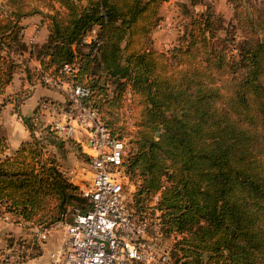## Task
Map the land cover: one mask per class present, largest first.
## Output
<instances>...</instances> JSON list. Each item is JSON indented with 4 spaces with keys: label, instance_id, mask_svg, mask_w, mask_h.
I'll return each instance as SVG.
<instances>
[{
    "label": "trees",
    "instance_id": "16d2710c",
    "mask_svg": "<svg viewBox=\"0 0 264 264\" xmlns=\"http://www.w3.org/2000/svg\"><path fill=\"white\" fill-rule=\"evenodd\" d=\"M4 1L9 10L0 19V48L5 53L0 57V95L17 67L8 55L21 46L19 22L40 14L34 7L23 9L26 0ZM49 1L48 12L42 14L46 37L36 52L40 74L31 79L27 69L25 80L40 83L42 73L52 74L69 64L75 71L62 79L88 90L82 104L96 111L113 137L123 139L109 119L116 107L132 116L137 110L140 126L150 133L161 128L159 140L144 137L124 165L134 181L135 210H147L144 199L159 190L148 208L158 210L162 234L173 235L169 264H264L261 11L230 0L242 44L235 54L227 55L221 42L233 35L215 43L220 20L203 2L178 43L163 52L152 46L151 32L166 0ZM196 4L199 1H192ZM91 30L93 38L87 42ZM32 115L38 117V106ZM20 120L29 137L12 152H6L0 135L4 211L31 221L47 199L55 201L57 212L50 223L73 209L85 211L86 200L39 143V136L48 140L53 134L42 125L36 136L33 124L21 116ZM67 139L81 149L79 142ZM161 176L168 178L169 185H163Z\"/></svg>",
    "mask_w": 264,
    "mask_h": 264
},
{
    "label": "built area",
    "instance_id": "2783aa9c",
    "mask_svg": "<svg viewBox=\"0 0 264 264\" xmlns=\"http://www.w3.org/2000/svg\"><path fill=\"white\" fill-rule=\"evenodd\" d=\"M93 34L91 30L85 41ZM74 71V66L63 64L55 73L40 75V84L61 93L64 103L43 104V126L62 140L77 132L83 135L79 143L86 157L87 176L75 183L73 169L62 174L77 186L88 207L61 215L50 227H34L37 244L54 237V241L47 240L50 244L41 264H169L173 235L162 234L158 210L137 211L133 207L134 185L124 165L125 141L113 137L96 111L82 104L88 94L83 85L62 79ZM158 195L159 191L153 195L154 202ZM4 204L0 203L2 219L8 217L2 212ZM18 220L19 224L29 223ZM24 259L22 247L0 250V264H24Z\"/></svg>",
    "mask_w": 264,
    "mask_h": 264
},
{
    "label": "rangeland",
    "instance_id": "374dc122",
    "mask_svg": "<svg viewBox=\"0 0 264 264\" xmlns=\"http://www.w3.org/2000/svg\"><path fill=\"white\" fill-rule=\"evenodd\" d=\"M192 1H199L200 4L192 5ZM203 2L211 5L214 14L220 20L218 29H216L214 34L216 36V38H214L215 43H218V40H216L217 38L221 40L223 37H229L230 35H233L231 40H224L221 43L224 44L227 55L235 54L238 47H240L242 44L241 29L235 24L236 21L233 16L234 12L232 10V4L230 0H166L162 2L158 11L159 20L151 32V41L154 49L168 52L173 46H175L178 43L179 37L184 35V32L187 31L190 16L203 9V6L201 5ZM49 3V0H26V6H23V9H26L28 6L34 7L36 10L40 11V14L31 15L38 18L39 20L37 22L39 23L37 24V22L30 21L28 23H24L23 26L19 23L22 28L24 27L25 29L21 31V46L19 49H10L9 51L8 58L11 59L15 65H17L14 71V73L17 72V74L14 76L15 79L9 85L7 90H5L4 87V90L0 95V135H3L6 129L9 131H17V127H21V121L15 118V115L19 113V105L22 103V100L28 94H30L31 90L30 88L26 87L23 88L25 84L24 71L28 69L29 74L32 76L31 79L33 78V75L40 74V64L38 63L36 52L38 51V48L42 44L43 40H45L43 34L44 29L41 26L43 23L45 24L44 21L46 20H44L45 18L42 17V14L48 12ZM241 5L245 9L254 7L257 10H260L264 16V0H241ZM8 8L9 6L5 4V1L0 0V19L4 18L5 15L8 14ZM25 19H30V16L22 18L20 22H26ZM226 23H228V25H226ZM32 27L36 28H33L31 34L29 35L28 31ZM261 39L264 41V34ZM3 51L4 50L1 47L0 57L5 56ZM18 73H20V75ZM50 90L59 95V99L62 101L63 97L61 93L54 91L53 89ZM127 92L128 91L123 94V100L127 98ZM48 101L58 104L56 102L57 100ZM44 103L45 102L42 100L38 102L37 106L40 108L39 115L38 117H32L37 118L36 123L38 124H33V127L36 128V136H39V129L43 124H45L43 114H41ZM59 103L62 105L63 101ZM112 111L114 112L111 113L109 119L110 121H113L111 123L116 128V130L119 129L118 133L125 141V160L127 156L130 155V153H133L137 145L144 137H147L152 141L159 140L158 136L161 133V128L159 127L154 133H150L146 126H140L142 125L139 122L140 113L137 110L133 116L132 113L127 109L121 107H116V110H113L112 108ZM164 115L166 118L169 116L168 113H165ZM27 122L32 123L30 118L26 119V123ZM51 136L52 137H48V140L43 139V136H39V143H42V145L45 146V154L48 157H53L58 171L60 173H67L68 170L73 169L75 174L73 175L72 179L75 183L86 177L88 173V167L86 165V161L84 160V155L81 153L79 144L71 141L70 139L60 140V138H57L56 136ZM262 155L264 156V151H262ZM62 175L66 177V174ZM160 179L164 186L169 185V182L166 181L168 180L166 176H161ZM67 181L77 188L73 182L68 179ZM131 183L134 185V181H131ZM144 200L146 202L143 205H145L147 209H149L148 206H152L154 204L152 197L149 200ZM2 212H5L4 209ZM7 213L8 217L6 219H2L0 217V250L3 248L17 246L22 247L23 254L25 255L24 264H36L38 259L37 253H44L41 258V260H44L46 253L45 244L47 243V246H49L50 241H54V237H49L47 240L50 241L45 240L39 245L34 240L35 238L33 235V229L34 227L38 226L50 227L57 222H48L49 219L51 220L57 213L55 201L53 199H47L43 207L37 211L34 217L31 218V221H28V224H19L18 221L20 220H18L16 216L10 214L9 212ZM0 214L2 213L0 212ZM37 219L46 223L42 224L38 222Z\"/></svg>",
    "mask_w": 264,
    "mask_h": 264
},
{
    "label": "crops",
    "instance_id": "0c3cea01",
    "mask_svg": "<svg viewBox=\"0 0 264 264\" xmlns=\"http://www.w3.org/2000/svg\"><path fill=\"white\" fill-rule=\"evenodd\" d=\"M38 20H39L38 18L30 16V19H25L26 22H22L21 21L19 23L23 26L24 23H28L30 21L37 22ZM38 23L39 22H37V24ZM41 27H43V29H44L43 34H44V39H45L46 33H47L46 32V28H45V24L43 23ZM33 28H36V27H32V28L29 29V31H28L29 35L31 34V31H32ZM22 30H25L24 27L22 28ZM26 30H27V28H26ZM43 42H44V40H43ZM16 74H17V72L13 73L12 79H11L10 83L5 87V90H7L9 85L14 81V79H15L14 76ZM18 74L20 75V73H18ZM24 83L25 84H24L23 88H25V87L26 88H30L31 90H30V94H28L22 100V103L19 105V113H17V114H19L24 119L30 118V121L32 122V124H38V123H36L35 118H31L32 117L31 116L32 115V111L37 106L38 102L40 100H42L43 102H46V100L47 101L48 100H54V101L57 100L56 102L58 104H60L59 102H62L63 99H62V101H60V99H59L60 96L59 95H57L55 92H53L49 88H46L42 84L40 85V83L29 84V83L26 82V80H24ZM39 110H40V108H39ZM17 114L15 115V118L20 120V116H18ZM41 114H43L42 110H41ZM20 126H21L20 128L17 127V129H18L17 131H12V130L9 131L8 129H6V131H4V133L2 135L4 137L5 144H6V147H7V149H6L7 153L12 152L19 145V143L21 141L27 140L28 137H29L28 131L26 130V128L24 127L22 122H21ZM72 139H74L76 142H80L83 139V135H81V133L77 132V133L74 134V136H72ZM45 248L48 249L49 247L45 245ZM41 258L37 259V261H36L37 263L36 264H38V263L41 264V262L45 260V258H44V260L43 259L41 260Z\"/></svg>",
    "mask_w": 264,
    "mask_h": 264
}]
</instances>
